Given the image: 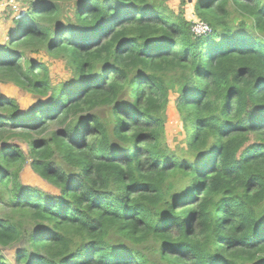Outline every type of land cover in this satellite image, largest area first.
Here are the masks:
<instances>
[{
  "label": "trees",
  "instance_id": "obj_1",
  "mask_svg": "<svg viewBox=\"0 0 264 264\" xmlns=\"http://www.w3.org/2000/svg\"><path fill=\"white\" fill-rule=\"evenodd\" d=\"M31 4L0 47V83L36 98L0 91V264H264V0H197L203 37L169 0Z\"/></svg>",
  "mask_w": 264,
  "mask_h": 264
},
{
  "label": "rangeland",
  "instance_id": "obj_2",
  "mask_svg": "<svg viewBox=\"0 0 264 264\" xmlns=\"http://www.w3.org/2000/svg\"><path fill=\"white\" fill-rule=\"evenodd\" d=\"M13 6L8 7L9 16L4 20V28L0 32V47L5 46L10 42L12 37H19L18 31L22 25L23 19H21L22 15H27L28 10L32 6L31 3H34L35 0H10ZM169 0V4L171 7L178 11L183 9L185 14L189 17L197 16L194 12L195 4L197 0ZM203 19L207 20L212 24V20L209 18L208 14L205 11H202ZM200 16V15H199ZM201 17V16H200ZM23 57L27 58L26 55ZM56 57L52 55H47L45 52L39 56L38 54L32 55V58H38L42 61H45L48 64L51 76L55 83H59L62 81H67L72 78V72L66 65L65 57ZM24 58V59H25ZM0 91L1 94L5 98H16L20 103L22 110H29L30 107L36 102V98L32 96V94L22 91L16 85L12 83H0ZM168 123H167V141L168 146L171 150H174L176 147L179 151L181 148L186 147V131L183 120L181 119L176 105L175 98L171 97L168 108ZM25 148V145H24ZM22 181L26 185L34 186L43 189L44 191H48L49 193H58V189L53 187L52 185L45 182L42 178H40L28 165L22 171ZM7 253L8 258L14 263L15 262V253L16 249H9L5 251Z\"/></svg>",
  "mask_w": 264,
  "mask_h": 264
},
{
  "label": "built area",
  "instance_id": "obj_3",
  "mask_svg": "<svg viewBox=\"0 0 264 264\" xmlns=\"http://www.w3.org/2000/svg\"><path fill=\"white\" fill-rule=\"evenodd\" d=\"M13 6L10 0H0V32L4 28V20L9 16L8 7ZM191 30L197 37L207 36L213 33V28L207 22L201 20L197 16H193L191 19Z\"/></svg>",
  "mask_w": 264,
  "mask_h": 264
},
{
  "label": "crops",
  "instance_id": "obj_4",
  "mask_svg": "<svg viewBox=\"0 0 264 264\" xmlns=\"http://www.w3.org/2000/svg\"><path fill=\"white\" fill-rule=\"evenodd\" d=\"M192 17H193V16H192ZM192 17H189V16L187 15V18H188V19H191Z\"/></svg>",
  "mask_w": 264,
  "mask_h": 264
}]
</instances>
